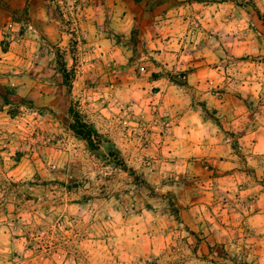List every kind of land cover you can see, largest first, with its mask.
Returning <instances> with one entry per match:
<instances>
[{"label":"rangeland","instance_id":"374dc122","mask_svg":"<svg viewBox=\"0 0 264 264\" xmlns=\"http://www.w3.org/2000/svg\"><path fill=\"white\" fill-rule=\"evenodd\" d=\"M50 1L2 30L0 264H264V0Z\"/></svg>","mask_w":264,"mask_h":264},{"label":"crops","instance_id":"0c3cea01","mask_svg":"<svg viewBox=\"0 0 264 264\" xmlns=\"http://www.w3.org/2000/svg\"><path fill=\"white\" fill-rule=\"evenodd\" d=\"M52 10L53 6L50 0H0V82L4 80L2 76L3 68L5 65H10L8 63H11L13 56L11 49L14 42H9L10 45L7 47V50L3 49V47H6L4 40L8 39V37L5 38L2 33L5 25H11V27H16L17 25L19 27L25 22L27 16L31 19L34 17L38 18L40 15L46 18L48 14L49 20L44 22V33H47V30L52 28ZM19 51H21V48ZM7 77L9 76L7 75Z\"/></svg>","mask_w":264,"mask_h":264},{"label":"trees","instance_id":"16d2710c","mask_svg":"<svg viewBox=\"0 0 264 264\" xmlns=\"http://www.w3.org/2000/svg\"><path fill=\"white\" fill-rule=\"evenodd\" d=\"M63 73L66 71L65 67H62L61 70ZM68 111L71 113L74 122L72 123V129L74 133L85 140L90 146H97L100 141L99 133L88 124L78 112H74L72 107L68 108Z\"/></svg>","mask_w":264,"mask_h":264}]
</instances>
